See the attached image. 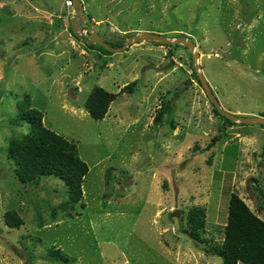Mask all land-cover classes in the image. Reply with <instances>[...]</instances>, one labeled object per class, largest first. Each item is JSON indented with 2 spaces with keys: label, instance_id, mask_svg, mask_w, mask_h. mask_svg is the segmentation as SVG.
I'll list each match as a JSON object with an SVG mask.
<instances>
[{
  "label": "rangeland",
  "instance_id": "rangeland-1",
  "mask_svg": "<svg viewBox=\"0 0 264 264\" xmlns=\"http://www.w3.org/2000/svg\"><path fill=\"white\" fill-rule=\"evenodd\" d=\"M79 1L82 34L172 43L108 55L71 34L70 0H0V264H59L48 248L72 264H221L206 252L222 241L232 194L264 222V128L225 123L194 66L222 110L264 119V0ZM96 87L117 95L101 120L85 107ZM20 107L76 146L89 169L78 202L54 177H15L6 153L28 132L10 125Z\"/></svg>",
  "mask_w": 264,
  "mask_h": 264
},
{
  "label": "trees",
  "instance_id": "trees-1",
  "mask_svg": "<svg viewBox=\"0 0 264 264\" xmlns=\"http://www.w3.org/2000/svg\"><path fill=\"white\" fill-rule=\"evenodd\" d=\"M69 31L73 35L71 26ZM105 41L111 48L122 46L121 43ZM100 49L108 55L111 54L103 47ZM132 86L133 84L130 87ZM116 97V94L104 91L100 87L94 88L85 103L89 116L94 120L103 119ZM213 112L219 115L214 108ZM223 120L230 123L225 118ZM24 124L28 126V132L12 137L7 146L6 158L14 165L15 177L22 184L43 177H54L62 181L68 189L70 202L72 204L78 202L83 194L81 185L89 169L79 158L76 146L46 129L37 110L20 107L10 125L23 127ZM197 213L191 212L188 216L191 238L199 237L198 232L203 227ZM5 222L11 228L18 225L15 215L11 212H7ZM47 251L49 257L59 264L74 262L58 249L48 248ZM206 255L220 258L221 264H264V222L235 194L229 198L222 241L214 250L206 252Z\"/></svg>",
  "mask_w": 264,
  "mask_h": 264
},
{
  "label": "water",
  "instance_id": "water-1",
  "mask_svg": "<svg viewBox=\"0 0 264 264\" xmlns=\"http://www.w3.org/2000/svg\"><path fill=\"white\" fill-rule=\"evenodd\" d=\"M70 1H71L72 6L76 9L75 19L71 20V25H70L71 30H72L73 35L75 37L82 39L86 44H95L99 47L105 48L106 50H108L111 53H114V52H118V51H123L128 44L132 43V41H142L145 39L156 38V39H158V40H160L166 44L172 43V41H170V40H165V39L159 38L155 35L146 34L142 37H136L135 36V37L129 39L125 44H123L122 46H120L118 48H111L108 46L106 41L101 39L97 33L91 31L90 29H86L85 34H82V32H80L81 26L84 24V17H85L83 5L79 0H70ZM176 42L181 43L185 48H187L190 51V53L192 54L193 60H195L197 58V54L194 51L195 46L193 43L188 42L185 37L178 38L176 40ZM194 70L196 72L197 78H198L201 86L205 89L212 106L214 107V109L217 111V113L220 116H222L223 118L227 119L230 122H239V123H243V124H257V125L264 126V119L263 118L237 117V116L231 115V114L225 112L224 110H222L217 99L212 94V91H211L209 85L207 84V82L202 77V74L199 72V70H200L199 66L195 65ZM170 216L175 217V218H179V216H180L179 210H177V209L174 210L170 214Z\"/></svg>",
  "mask_w": 264,
  "mask_h": 264
},
{
  "label": "built area",
  "instance_id": "built-area-1",
  "mask_svg": "<svg viewBox=\"0 0 264 264\" xmlns=\"http://www.w3.org/2000/svg\"><path fill=\"white\" fill-rule=\"evenodd\" d=\"M69 4H71V2H68Z\"/></svg>",
  "mask_w": 264,
  "mask_h": 264
},
{
  "label": "clouds",
  "instance_id": "clouds-1",
  "mask_svg": "<svg viewBox=\"0 0 264 264\" xmlns=\"http://www.w3.org/2000/svg\"><path fill=\"white\" fill-rule=\"evenodd\" d=\"M71 2V1H70Z\"/></svg>",
  "mask_w": 264,
  "mask_h": 264
}]
</instances>
